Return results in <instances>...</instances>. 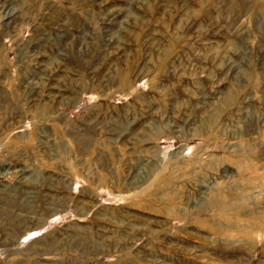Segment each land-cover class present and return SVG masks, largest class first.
Returning <instances> with one entry per match:
<instances>
[{"label":"rangeland","instance_id":"1","mask_svg":"<svg viewBox=\"0 0 264 264\" xmlns=\"http://www.w3.org/2000/svg\"><path fill=\"white\" fill-rule=\"evenodd\" d=\"M0 264H264V0H0Z\"/></svg>","mask_w":264,"mask_h":264}]
</instances>
